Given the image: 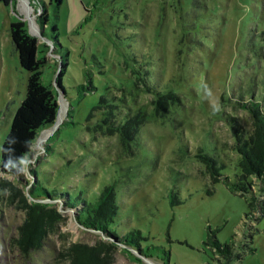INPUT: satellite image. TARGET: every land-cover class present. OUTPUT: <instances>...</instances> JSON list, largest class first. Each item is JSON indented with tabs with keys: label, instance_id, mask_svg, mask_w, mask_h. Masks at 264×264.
<instances>
[{
	"label": "rangeland",
	"instance_id": "1",
	"mask_svg": "<svg viewBox=\"0 0 264 264\" xmlns=\"http://www.w3.org/2000/svg\"><path fill=\"white\" fill-rule=\"evenodd\" d=\"M41 1L47 11L42 37L30 0L18 7L17 0L0 1V146L28 74L9 36L11 20L24 19L41 44L39 55L47 58L42 81L60 94L57 116L65 104L62 119L56 116L39 132L32 158L23 163L30 180L20 183L24 192L34 183L29 168L39 185L90 201L104 184L114 183L117 214L111 225L122 234L137 229L142 238L140 254L118 246L110 264H219L212 236L232 244L228 264H264V212L254 206L247 215L251 192L240 195L229 183L238 172V153L225 120L236 115L249 129L250 114L238 102L256 100L264 109V0H62L57 18L53 5ZM53 23L60 52L68 51L63 94L56 84L60 60L47 40ZM144 81L162 93L173 91L178 100L156 115L154 93L145 91ZM100 95L121 98L120 111L147 112L132 153L117 133L86 129ZM100 115L94 109L90 119ZM199 150L222 164L229 182L211 181ZM43 200L64 219L41 248L26 253L10 243L24 212L0 202V264H62L54 259L58 250L103 238L83 228L59 198Z\"/></svg>",
	"mask_w": 264,
	"mask_h": 264
},
{
	"label": "trees",
	"instance_id": "2",
	"mask_svg": "<svg viewBox=\"0 0 264 264\" xmlns=\"http://www.w3.org/2000/svg\"><path fill=\"white\" fill-rule=\"evenodd\" d=\"M0 1L5 5L11 4V0ZM48 2L53 5V14L57 18L62 0H48ZM33 3L37 5L36 8L32 6ZM30 5L36 11L38 23L42 26L40 35H44L43 29L47 20L45 2L30 0ZM56 31V23H53L47 40L51 41V51L60 60L56 84L64 93L61 75L65 69L68 51L60 52L62 46ZM8 32L17 53L18 63L28 72L24 96L12 115L9 128L0 146V202L4 200L8 205H13L14 208L24 212L23 221L17 226V233L11 237L10 243L21 253L41 248L47 236L56 232L59 223L64 219L56 206L43 199L59 198L64 202L65 207L74 213V218L83 228L101 233L103 238L96 239L93 244L74 242L63 247L56 252L54 257L56 263L110 264L118 246L133 247L140 254V238H142L140 231L132 229L122 234L111 225L117 214L114 183L104 184L96 198L90 201L85 196L73 197L67 191L58 192L39 185L36 170L29 168V172L34 177V183H31L26 192L22 189L20 183L30 182L29 179L24 178L23 163L32 158V146L40 130L55 121L58 102L57 92L55 93L50 85L42 81V67L47 63V58L45 55H39L41 44L36 36L28 33L25 20L20 17L11 20ZM144 86L145 91L154 93L151 103L156 115L167 111L169 104L173 100H178V95L171 90L162 93L155 86L147 85L146 81ZM117 100L121 101V98L115 95L111 97L100 95L88 114L86 129L101 135L117 133L122 148L132 153V144L140 126L147 119V112L141 107L120 111L121 105ZM238 104L248 110L251 121L250 128L247 129L236 115H225L233 137L231 146L238 153V172L235 174V180L229 182L227 177L223 176L220 171L222 164H218L214 156L200 150L197 155L204 162L212 182L224 177V180H227L240 195L251 192L248 199L250 211L246 213L250 215L254 212V206L258 208L257 213L264 212V109L256 100H242ZM94 109H99L101 115L92 121L90 117ZM45 146L50 149V146ZM171 194L174 196V192ZM174 201L178 202V200ZM212 237L209 243L217 253V261L219 264H228L234 257L232 244L219 242L214 236Z\"/></svg>",
	"mask_w": 264,
	"mask_h": 264
},
{
	"label": "bare ground",
	"instance_id": "3",
	"mask_svg": "<svg viewBox=\"0 0 264 264\" xmlns=\"http://www.w3.org/2000/svg\"><path fill=\"white\" fill-rule=\"evenodd\" d=\"M59 109H60V112L58 113L59 115L57 117H58L59 120H61L62 119V116H63V114L65 112V104L63 102H61V108H59ZM43 133H45V130H44Z\"/></svg>",
	"mask_w": 264,
	"mask_h": 264
},
{
	"label": "crops",
	"instance_id": "4",
	"mask_svg": "<svg viewBox=\"0 0 264 264\" xmlns=\"http://www.w3.org/2000/svg\"><path fill=\"white\" fill-rule=\"evenodd\" d=\"M13 2V0H11V3ZM21 3V0H17V3H16V6L18 5V4H20ZM20 6V5H19ZM18 7V6H17Z\"/></svg>",
	"mask_w": 264,
	"mask_h": 264
},
{
	"label": "water",
	"instance_id": "5",
	"mask_svg": "<svg viewBox=\"0 0 264 264\" xmlns=\"http://www.w3.org/2000/svg\"><path fill=\"white\" fill-rule=\"evenodd\" d=\"M39 36L42 37V35H39ZM61 93H62V92H61ZM62 94H63V93H62ZM59 95H60V94H59ZM59 95L57 96V102H58V97H59ZM57 110H58V109H57ZM56 116H57V113H56ZM54 122H55V121H54ZM54 122H53V123H54ZM53 123H52V124H53ZM43 129H44V128H43ZM43 129H42V130H43ZM40 131H41V130H40Z\"/></svg>",
	"mask_w": 264,
	"mask_h": 264
}]
</instances>
